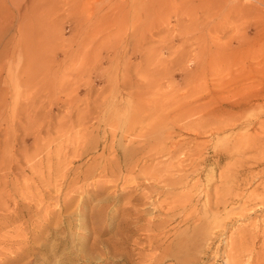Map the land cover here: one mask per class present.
<instances>
[{
	"label": "rangeland",
	"instance_id": "374dc122",
	"mask_svg": "<svg viewBox=\"0 0 264 264\" xmlns=\"http://www.w3.org/2000/svg\"><path fill=\"white\" fill-rule=\"evenodd\" d=\"M1 4L0 264H264V0Z\"/></svg>",
	"mask_w": 264,
	"mask_h": 264
},
{
	"label": "bare ground",
	"instance_id": "6f19581e",
	"mask_svg": "<svg viewBox=\"0 0 264 264\" xmlns=\"http://www.w3.org/2000/svg\"><path fill=\"white\" fill-rule=\"evenodd\" d=\"M11 1H12V0H11ZM13 1H14V0H13ZM15 1H16V0H15ZM22 1H24V0H22ZM29 1H30V0H29ZM73 1H74V0H73ZM32 2H33V1H32ZM35 2H36V1H35ZM39 2H40V1H39ZM4 3H5V2H4ZM21 3H23V2H21ZM28 3H29V2H28ZM9 4H11V2H10ZM12 4H13V3H12ZM12 4H11V5H12ZM18 4H19V2H18ZM18 4H17L15 7H17V6H19V7L22 6V5H18ZM37 4H38V3H37ZM37 4H36V5H37ZM13 5H14V4H13ZM29 5H30V4H29ZM31 5H32V4H31ZM74 5H76V4H74ZM0 6L2 7L3 5L1 4ZM4 6H5V5H4ZM6 7H7V6H6ZM11 7H13V6H11ZM19 7H18V8H19ZM30 7H31V6H30ZM40 7H41V6H40ZM3 8H4V7H3ZM8 8H9V6H8ZM13 8H14V7H13ZM73 8H74V7H73ZM25 9H26V7H25ZM33 9H34V8H33ZM33 9H32V11H33ZM3 10H4V9H3ZM6 10H7V9H6ZM6 10H5V12H6ZM16 10H17V9H16ZM27 10H28V6H27ZM36 10H37V8L35 9V12H36ZM75 10H76V8H75ZM7 11H8V10H7ZM19 11H20V10H18V12H19ZM23 11H24V10H23ZM46 11H48V10H46ZM76 11H77V10H76ZM0 12L2 13L3 11H1V9H0ZM8 12H10V11H8ZM8 12H7V13H8ZM18 12H17V13H18ZM25 12H26V11H25ZM33 12H34V11H33ZM35 12H34V13H35ZM1 13H0V14H1ZM3 13H4V12H3ZM12 13H13V12H12ZM12 13H9V14H12ZM23 13H24V12H23ZM26 14H28V13H26ZM30 14H31V13H30ZM103 14H104V13H103ZM5 15H6V14H5ZM12 15H13V14H12ZM16 15H17V14H16ZM20 15H22V13H20ZM0 16H1V15H0ZM8 16H9V15H8ZM101 16H102V15H101ZM103 16H104V15H103ZM1 17H2V16H1ZM1 17H0V18H1ZM10 17L12 18V16H10ZM20 17H21V16H20ZM20 17H19V18H20ZM23 17H24V15H23ZM27 17H28V16H27ZM3 18H4V17H3ZM6 18H7V16H6ZM8 18H9V17H8ZM8 18H7V19H8ZM13 18H14V17H13ZM4 19H5V18H4ZM9 19H10V18H9ZM17 19H18V18H17ZM88 19H89V18H88ZM10 20H11V19H10ZM14 20H15V19H14ZM1 21H2V20H1ZM3 21H4V20H3ZM8 21H9V20H8ZM22 22H23V21H22ZM13 23H14V22H13ZM13 23H12V24H13ZM18 23H19V22H18ZM18 23H17V24H18ZM20 23H21V22H20ZM28 23H29V22H28ZM0 24H1V23H0ZM4 24H5V23H4ZM14 24H15V23H14ZM26 24H27V23H26ZM42 24H43V23H42ZM74 24H75V23H74ZM2 25H3V24H2ZM6 25H8V24H6ZM6 25H5V26H6ZM15 25H16V24H15ZM15 25H14V26H15ZM23 25H24V23H23ZM28 25H30V23H29ZM5 26H4V28L6 29L7 27H5ZM10 26H11V25H9V27H10ZM14 26H13V28H14ZM30 26H32V25H30ZM9 27H8L7 29H10V28H11V27H10V28H9ZM26 27H27V25H26ZM21 28H22V27H21L20 24H18V25L16 26V28H15V33L17 34V37H18L19 34L21 35ZM27 28H29V26H28ZM27 28H26V29H27ZM48 28H49V27H48ZM7 29H6V30H7ZM11 29H12V28H11ZM26 29L24 28V32H25ZM41 30H42V29H41ZM41 30H40V31H41ZM4 31H5V30H4ZM4 31L2 30V32H1V31H0V32L3 33ZM7 31H9V30H7ZM12 31L14 32V30H11V32H12ZM26 31H28V30H26ZM11 32H10V33H11ZM24 32H23V33H24ZM30 32H31V31H30ZM30 32H29V33H30ZM5 34H7V32H5ZM5 34H4V37L6 36ZM13 34H14V33H13ZM27 34H28V33H27ZM23 35H24V34H23ZM38 35H39V34H38ZM2 36H3V35H0V41H1L2 39H4ZM25 36H26V34H25ZM39 36H40V35H39ZM13 37H14V36H13ZM15 37H16V36H15ZM31 37H32V36H31ZM1 38H2V39H1ZM18 38H19V37H18ZM24 38L27 39L28 36H27V37H24ZM32 38H33V37H32ZM5 39H6V38H5ZM13 39L15 40V38H13ZM16 39H17V38H16ZM22 39H23V38H22ZM26 39H25V40H26ZM33 39H35V38H33ZM9 40H10V39H9ZM9 40H8V41H9ZM25 40H24V41H25ZM6 41H7V39H6ZM11 41H13V40H11ZM19 41H20V40H19ZM22 41H23V40H22ZM33 41H35V40H31V42H33ZM4 42H5V41H4ZM26 42H27V41H26ZM29 42H30V41H29ZM31 42H30V43H31ZM0 43H1V42H0ZM2 43H3V42H2ZM2 43H1V44H2ZM6 43H7V42H6ZM5 45H6V44H5ZM9 45H10V41H9ZM14 45H15V44H14ZM22 45L24 46L25 43L23 42ZM27 45H28V44H27ZM6 46H7V45H6ZM0 47H1V46H0ZM2 48H3V46H2ZM2 48H0V58H1V57L3 58V56L6 57V56H7V53L9 52V51H7V49H5V47H4L3 49H2ZM10 48H11V46H10ZM19 48L21 49V47H19ZM19 48H18V49H19ZM26 48H27V47H26ZM1 49H2V50H1ZM20 49H19V50H20ZM22 50H24V49H22ZM27 50H28V48H27ZM27 50H24V51L27 52ZM14 51L16 52L15 49H14ZM21 52H23V51H21ZM18 53H19V52L16 53L17 56L19 55ZM5 55H6V56H5ZM16 55H15V56H16ZM21 55H22V54H21ZM15 56H14V58H15L14 60H17L18 57H15ZM23 56H24V55H23ZM23 56H21V57H23ZM26 56H28V52H27ZM0 60H1V59H0ZM10 60H11V58H10ZM6 61H7V60H5V65L8 64V63H6ZM19 61H20V60H19ZM1 62H2V61H1ZM2 63H3L2 66H4V62H2ZM2 63H1V64H2ZM2 68H3V67H2ZM0 69H1V68H0ZM255 69H256V68H255ZM3 70H4V69H3ZM27 70H28V69H27ZM27 70H26V71H27ZM248 70H250V72H251V71L253 70V67H252V68L249 67ZM24 71H25V69H24ZM26 71L23 72V74H21V75H22L21 77L24 78L25 75H28V72H26ZM1 72H2V71H0V73H1ZM4 73L7 74L6 72H4ZM34 73L36 74V71H34ZM2 75H3V74H2ZM33 75H34V74H33ZM35 76H36V75H35ZM2 77H3V76H2ZM2 77H1V78H2ZM126 77H127V76H126ZM34 78H35V77H34ZM34 78L32 77V78L30 79V78L28 77L27 79L24 78V79L22 80V84H21V85H24V88H23L22 91H24L25 87H26V89H27V87H29L30 85H32L33 82H37V81H38L36 78H35L36 80H35ZM183 78H184V77H183ZM3 79H4V77H3ZM5 79H6V78H5ZM20 79H21V78H20ZM6 80H7V79H6ZM123 80H125V78H124ZM3 82H4V81H3ZM13 82H14V81H13ZM20 82H21V80H20ZM4 83H5V82H4ZM10 83H11V82H10ZM17 83H18V81H17ZM0 84H1V83H0ZM2 84H3V83H2ZM19 84H20V83H19ZM11 86H12V85H11ZM1 87H2V85H1ZM21 87H22V86H21ZM4 88H5V87H4ZM4 88H3V90H4ZM9 88H10V87H9ZM10 89H11V88H10ZM10 89H9V91H10ZM28 89H29V88H28ZM12 90H13V89H12ZM15 91H17V90H15ZM19 91H20V90H19ZM25 91H26V90H25ZM5 92H6V90L4 91V98H5ZM11 92H12V91H11ZM20 92H21V91H20ZM1 94L3 95V91H2L1 88H0V95H1ZM2 95H1V96H2ZM20 96H21V95H20ZM0 98H2V97H0ZM37 98H38V94H36V95L34 96V98L32 99V101L35 102V101L37 100ZM1 100H3V99H1ZM3 102H4V101H3ZM24 102H25V101H24ZM1 103H2V102H1ZM1 103H0V104H1ZM4 105H5V104H4ZM4 105L2 104L1 106H4ZM19 105H21V104H19ZM19 105L17 104V106H19ZM22 105H23V103H22ZM25 105H26V103H25ZM27 105H28V104H27ZM27 105H26V107H27ZM85 105H86V103H85ZM19 107H20V106H19ZM21 107H22V106H21ZM26 107H25V108H26ZM95 107H96V106H95ZM1 108H2V107H0V109H1ZM4 108H5V107H4ZM15 108H16V107H15ZM15 108H13V109H15ZM27 108H28V107H27ZM98 108H99V107H98ZM98 108H97V110H98ZM21 109H22V108H21ZM88 109H89V108H88ZM3 110H5V109H3ZM3 110L1 109V111H3ZM16 110H17V108L15 109V111H16ZM22 110H23V109H22ZM26 110H27V109H26ZM89 110H90V109H89ZM12 111H13V110H12ZM18 111H19V114L22 115V116H24V115L26 116V115H27V117H28V115H29V114H25V113H27L26 111H25V113L22 111L23 113L21 114V113H20V108H18ZM27 111H28V110H27ZM87 111H88V110H87ZM95 111H96V110H95ZM6 112H7V111H6ZM16 112H17V111H16ZM16 112H15V114H18V113H16ZM87 113L89 114V111H88ZM92 113H93V112H92ZM96 113H97V112H96ZM5 114H6V113H5ZM15 114H14V115H15ZM19 114H18V116H19ZM23 114H24V115H23ZM33 114H34V113H33ZM93 114H95V113H93ZM2 115H3V114H2ZM7 115H8V114H7ZM22 116H21V118H22ZM29 116H30V115H29ZM0 117H1V113H0ZM1 118H2V117H1ZM3 118H4V117H3ZM5 118H6V117H5ZM21 118H18V120L21 119ZM23 118H24V117H23ZM16 119H17V118H16ZM27 119H28V118H27ZM38 119H39V118H38ZM3 120H4V119H3ZM22 120H23V119H22ZM0 121H2V120H0ZM25 121H28V120H26V118H25ZM2 122H3V121H2ZM5 122H6V121L4 120L3 123H5ZM17 122H18V121H17ZM23 122H24V121H22V124H23ZM17 124H20V121H19ZM26 124H27V123H26ZM7 125H8V124H7ZM20 126H22V125L20 124ZM23 126H24V124H23ZM4 127H5V126H4ZM31 127H32V126H31ZM18 128H19V127H18ZM18 128H17V130H18ZM22 128H23V127H22ZM25 128H26L25 130H27V127H26V126H25ZM28 128L30 129V127H28ZM0 129H1V128H0ZM3 129H4V128H3ZM6 129H7V128H6ZM36 129H37V128H36ZM39 129H40V128H39ZM7 130H9V129H7ZM22 130H23V129H22ZM25 130H23V131L25 132ZM9 131H10V130H9ZM19 131H21V130L19 129ZM27 131H28V130H27ZM5 132H7V131H4V133H5ZM21 132H22V131H21ZM35 132H36V131H35ZM0 133H1V132H0ZM4 133H3V134H4ZM7 133L9 134V132H7ZM22 133H23V132H22ZM26 133H27V132H26ZM3 134H1V136H2ZM8 134H7V135L4 134L2 137L0 136V138H4V139H2V140L0 141V144H1V143H2V145L4 144L5 137L8 136ZM24 134H25V133H24ZM24 134H23V135H24ZM28 134H29V133H28ZM26 135H27V134H26ZM26 135H25V136H26ZM36 135H37V134H36ZM9 136H10V135H9ZM27 136H28V135H27ZM36 137H37V136H36ZM7 138H9V137H7ZM7 138H6V141H8ZM27 138H28V137H27ZM22 139H23V136H22ZM20 141H21V140H20ZM26 142H27V141H26ZM21 143H25V141L22 140ZM5 145H6V144H5ZM26 145H27V144H26ZM0 147H1V146H0ZM5 147H7V146H5ZM5 161H6V160H5V151H4L3 149L0 148V172H1V173H0V196H1V194H2V198H3V196L5 195V194H4V193H5L4 188L6 187V183H7V181H8V180H7V172H6V169H5V167H4V164H6ZM105 165H106V164H105ZM107 166H108V165H107ZM107 166H106V167H107ZM7 167H8V166H7V164H6V168H7ZM8 168H9V167H8ZM9 170H11V169L9 168L8 171H9ZM155 177H156V176H155ZM158 179H160V178H157V180H158ZM161 181H162V180H161ZM158 182H159V181H158ZM158 182H157V183H158ZM166 182H167V181H166ZM166 182L163 180V182H161V183H163V184L165 185ZM168 183H169V182H167V184H168ZM95 185H97V183L94 184V186H95ZM157 185H158V184H157ZM1 186H2V187H1ZM95 188H96V187H95ZM97 189H98V187H97ZM102 189H104V188H102ZM214 191H215V190H214ZM214 191H213V192H214ZM215 193H216V192H215ZM214 195H215V194H214ZM215 196H216V195H215ZM7 197H8V196H7ZM189 197H190V196H189ZM2 198H0V199H2ZM5 198H6V197H5ZM140 198H141V197H140ZM188 199H189V198H188ZM2 200H3V199H2ZM2 200H1V201H2ZM143 201H144V200H143ZM215 202H216V200H215ZM0 203L3 204V202H0ZM8 203H9V202H8ZM178 204H179V203H178ZM175 206H176V205H175ZM215 206H216V205H215ZM167 207H169V206H167ZM167 207H166V208H167ZM158 208H159V207H158ZM153 210H154V209H153ZM169 210H170V209H169ZM172 210H173V208H172ZM175 210H176V209H175ZM160 212H162V210H161ZM170 212H171V211H170ZM7 216H8V215H7ZM160 230H161V229H160ZM254 233H255V232H254ZM257 234H258V233H257ZM249 235H250V234H249ZM253 236H254V235H253ZM260 237H261V236H260ZM230 239H231V238H230ZM243 239H244V238H243ZM233 240H234V239H233ZM251 240H252V239H251ZM231 241H232V240H231ZM235 241H236V240H235ZM244 241H245V240H244ZM246 241H247V240H246ZM233 242H234V241H233ZM237 242H238V240H237ZM19 243H20V242H19ZM234 243H235V242H234ZM240 243H241V242H240ZM245 243H246V242H245ZM20 244H21V243H20ZM230 244H232V243H230ZM237 244H238V243H237ZM237 244H236V245H237ZM22 245H23V244H22ZM236 245L234 246L235 248H236ZM237 247H240V246H237ZM241 247H242V246H241ZM241 247H240V248H241ZM229 248H230V245H229ZM233 249H234V248H233ZM238 249H239V248H238ZM236 250H237V249H236ZM231 251H232V250H231ZM233 251H235V249H234ZM229 252H230V251H229ZM233 253H234V252H233ZM263 255H264V254H263ZM16 257H17V256H16ZM153 257H154V256H153ZM259 259H260V258H259ZM160 260H161V259H160ZM260 260H261V259H260ZM152 261L154 262L155 259H153ZM152 261H151V263H152ZM263 261H264V260H263ZM4 262H5V261H4ZM11 262H12V261H11ZM157 262H158V261H157ZM149 264H150V263H149ZM155 264H156V263H155ZM227 264H228V263H227ZM232 264H233V263H232ZM260 264H261V263H260ZM262 264H263V263H262Z\"/></svg>",
	"mask_w": 264,
	"mask_h": 264
}]
</instances>
